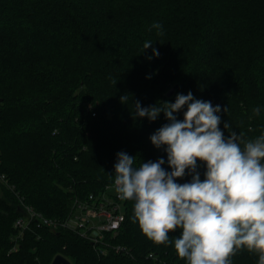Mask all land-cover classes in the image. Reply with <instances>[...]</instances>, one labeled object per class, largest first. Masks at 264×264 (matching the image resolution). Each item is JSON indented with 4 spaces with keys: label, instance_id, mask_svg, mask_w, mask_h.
<instances>
[{
    "label": "trees",
    "instance_id": "1",
    "mask_svg": "<svg viewBox=\"0 0 264 264\" xmlns=\"http://www.w3.org/2000/svg\"><path fill=\"white\" fill-rule=\"evenodd\" d=\"M87 2L89 13L78 0H0V172L14 186L0 184V264H51L57 254L73 264H187L171 244L142 234L134 201L122 203L118 234L93 243L35 221L20 234V198L63 218L75 197L101 195L114 182L119 152L137 165L162 158L171 171L164 147L150 140L167 119L136 117V102L160 107L191 92L221 107L225 138L226 123L245 139L264 134V0ZM205 170L198 162L201 179ZM190 180L186 170L176 182Z\"/></svg>",
    "mask_w": 264,
    "mask_h": 264
},
{
    "label": "clouds",
    "instance_id": "2",
    "mask_svg": "<svg viewBox=\"0 0 264 264\" xmlns=\"http://www.w3.org/2000/svg\"><path fill=\"white\" fill-rule=\"evenodd\" d=\"M152 27L163 34L161 24ZM152 44L145 42L143 50ZM153 55L158 51L153 49ZM160 103L141 107L136 102L135 116L155 121L164 114L168 123L150 140L157 149L164 147L171 171L162 167V158L137 165L136 156L125 152L117 153L114 165L119 199L134 201L132 221L153 243L171 244L187 264H232L244 249L264 264V134L245 139L226 123L230 134L225 138L221 107L191 92ZM182 109L183 120H178L174 113ZM252 111L260 114L259 107ZM198 162L206 167L203 179ZM186 170L190 182L177 183ZM177 230L180 235L170 240Z\"/></svg>",
    "mask_w": 264,
    "mask_h": 264
},
{
    "label": "built area",
    "instance_id": "3",
    "mask_svg": "<svg viewBox=\"0 0 264 264\" xmlns=\"http://www.w3.org/2000/svg\"><path fill=\"white\" fill-rule=\"evenodd\" d=\"M1 183L14 188L6 175L0 172ZM20 199L25 213L24 217L18 218L15 222V227L20 229V234L35 221L39 227H47L52 230H71L93 243H104L107 234L111 233L113 236L118 234V230L125 220L123 200L119 199L114 182L108 185L101 195L91 193L84 199L75 197L69 213L63 218L47 216L32 205L26 204L23 197ZM108 245L105 242V246ZM116 248L118 250L120 246H116ZM105 251V247L100 250L102 253Z\"/></svg>",
    "mask_w": 264,
    "mask_h": 264
},
{
    "label": "rangeland",
    "instance_id": "4",
    "mask_svg": "<svg viewBox=\"0 0 264 264\" xmlns=\"http://www.w3.org/2000/svg\"><path fill=\"white\" fill-rule=\"evenodd\" d=\"M87 1L88 0H78L80 7L84 8L86 13H89V11L93 7V3H88ZM94 1L98 2L101 5L103 3H107L109 0H104L103 3L101 2V0H94ZM112 3H116V2L113 1ZM89 4H91V5H89ZM96 13H98V12L96 11ZM174 85L175 84H173L172 86H174ZM170 88L164 93L166 96H168L167 92L170 90ZM168 97H171V96H168ZM0 195H2L1 185H0ZM232 264H258V255L253 254V253H249L246 250H244L242 257L236 261L232 260Z\"/></svg>",
    "mask_w": 264,
    "mask_h": 264
},
{
    "label": "water",
    "instance_id": "5",
    "mask_svg": "<svg viewBox=\"0 0 264 264\" xmlns=\"http://www.w3.org/2000/svg\"><path fill=\"white\" fill-rule=\"evenodd\" d=\"M179 84H175L170 88V90L167 92L168 96H172L176 89L178 88ZM51 264H73L69 258L64 256L63 254H57Z\"/></svg>",
    "mask_w": 264,
    "mask_h": 264
}]
</instances>
